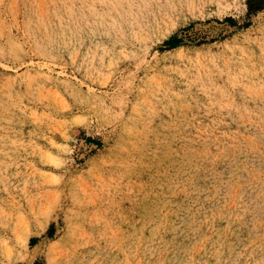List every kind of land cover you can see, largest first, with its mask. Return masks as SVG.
Returning a JSON list of instances; mask_svg holds the SVG:
<instances>
[{"label":"rangeland","instance_id":"obj_1","mask_svg":"<svg viewBox=\"0 0 264 264\" xmlns=\"http://www.w3.org/2000/svg\"><path fill=\"white\" fill-rule=\"evenodd\" d=\"M0 264H264V0H0Z\"/></svg>","mask_w":264,"mask_h":264},{"label":"bare ground","instance_id":"obj_2","mask_svg":"<svg viewBox=\"0 0 264 264\" xmlns=\"http://www.w3.org/2000/svg\"><path fill=\"white\" fill-rule=\"evenodd\" d=\"M190 227V226H189Z\"/></svg>","mask_w":264,"mask_h":264}]
</instances>
